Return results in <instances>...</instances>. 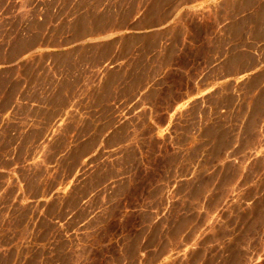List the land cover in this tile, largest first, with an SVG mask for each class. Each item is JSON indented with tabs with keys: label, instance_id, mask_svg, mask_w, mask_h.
<instances>
[{
	"label": "rangeland",
	"instance_id": "rangeland-1",
	"mask_svg": "<svg viewBox=\"0 0 264 264\" xmlns=\"http://www.w3.org/2000/svg\"><path fill=\"white\" fill-rule=\"evenodd\" d=\"M0 264H264V0H0Z\"/></svg>",
	"mask_w": 264,
	"mask_h": 264
},
{
	"label": "crops",
	"instance_id": "crops-1",
	"mask_svg": "<svg viewBox=\"0 0 264 264\" xmlns=\"http://www.w3.org/2000/svg\"><path fill=\"white\" fill-rule=\"evenodd\" d=\"M178 107V106H177Z\"/></svg>",
	"mask_w": 264,
	"mask_h": 264
}]
</instances>
